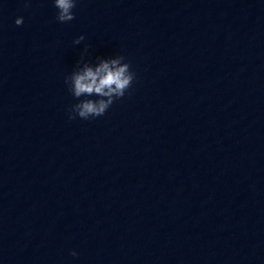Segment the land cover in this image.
I'll return each mask as SVG.
<instances>
[{
  "label": "clouds",
  "instance_id": "1",
  "mask_svg": "<svg viewBox=\"0 0 264 264\" xmlns=\"http://www.w3.org/2000/svg\"><path fill=\"white\" fill-rule=\"evenodd\" d=\"M54 6L58 10L56 19L59 22H69L75 19L73 9L76 0H54ZM15 24H23V17H17ZM85 37L79 36L74 44H80ZM123 56L102 60L99 66L93 70L85 65L81 72L74 73L71 77L65 78V84L69 92L75 97H85L69 109V119L77 116L81 119L99 117L105 114L115 99L122 98L131 87L135 73L130 70L129 63L124 62ZM98 97L88 99L87 97ZM76 256V252L71 253Z\"/></svg>",
  "mask_w": 264,
  "mask_h": 264
}]
</instances>
